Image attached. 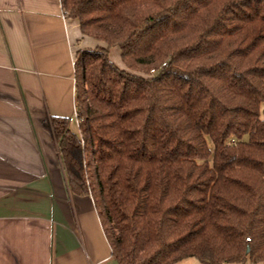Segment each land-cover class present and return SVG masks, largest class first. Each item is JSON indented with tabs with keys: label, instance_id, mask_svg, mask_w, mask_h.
<instances>
[{
	"label": "trees",
	"instance_id": "16d2710c",
	"mask_svg": "<svg viewBox=\"0 0 264 264\" xmlns=\"http://www.w3.org/2000/svg\"><path fill=\"white\" fill-rule=\"evenodd\" d=\"M62 6L102 44L76 53L79 133L43 124L118 261L264 264V0Z\"/></svg>",
	"mask_w": 264,
	"mask_h": 264
},
{
	"label": "crops",
	"instance_id": "0c3cea01",
	"mask_svg": "<svg viewBox=\"0 0 264 264\" xmlns=\"http://www.w3.org/2000/svg\"><path fill=\"white\" fill-rule=\"evenodd\" d=\"M63 11L62 0H0V264H121L43 124L70 117L79 133L76 53L102 44ZM111 59L124 66L121 51Z\"/></svg>",
	"mask_w": 264,
	"mask_h": 264
},
{
	"label": "rangeland",
	"instance_id": "374dc122",
	"mask_svg": "<svg viewBox=\"0 0 264 264\" xmlns=\"http://www.w3.org/2000/svg\"><path fill=\"white\" fill-rule=\"evenodd\" d=\"M121 50H120V48L119 47H114L113 49H112V51H111V53H110V56H111V58H117V55H118V53L120 52ZM191 258H193V257H191ZM190 259V258H189ZM186 261H188V260H186ZM232 264H235V263H232ZM240 264V263H239ZM246 264H251L250 262H247Z\"/></svg>",
	"mask_w": 264,
	"mask_h": 264
},
{
	"label": "built area",
	"instance_id": "2783aa9c",
	"mask_svg": "<svg viewBox=\"0 0 264 264\" xmlns=\"http://www.w3.org/2000/svg\"><path fill=\"white\" fill-rule=\"evenodd\" d=\"M222 264H232V263H230V262H223Z\"/></svg>",
	"mask_w": 264,
	"mask_h": 264
}]
</instances>
